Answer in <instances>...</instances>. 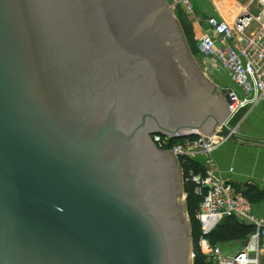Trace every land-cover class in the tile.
Instances as JSON below:
<instances>
[{
	"label": "water",
	"instance_id": "obj_1",
	"mask_svg": "<svg viewBox=\"0 0 264 264\" xmlns=\"http://www.w3.org/2000/svg\"><path fill=\"white\" fill-rule=\"evenodd\" d=\"M214 86L166 0H0V264H194L151 136L233 138Z\"/></svg>",
	"mask_w": 264,
	"mask_h": 264
},
{
	"label": "built area",
	"instance_id": "obj_2",
	"mask_svg": "<svg viewBox=\"0 0 264 264\" xmlns=\"http://www.w3.org/2000/svg\"><path fill=\"white\" fill-rule=\"evenodd\" d=\"M253 1L264 6V0ZM172 4L180 6L189 14L196 12L192 0H172ZM207 25L210 30L198 40L200 54L206 62L214 64L212 67H218L226 73L235 85L229 93L228 107L231 114L226 121L228 125L230 119L240 110L257 103L264 106V10L258 15L244 11L234 24L216 17H208ZM151 141L158 149L168 151L176 158H198L201 155H211L225 139L217 134L208 137L198 133L180 138L157 134L151 136ZM207 163H210V160H207ZM195 180L207 189L198 215L203 222L205 234L211 232L225 217L230 216L255 227V232L250 236L252 244L235 256L225 257L219 247L210 248L206 240H202L201 246L206 255L216 264H258V257H252L251 254H256L257 245L264 236V221L253 215L250 200L231 182L210 173L202 181L200 178Z\"/></svg>",
	"mask_w": 264,
	"mask_h": 264
},
{
	"label": "crops",
	"instance_id": "obj_3",
	"mask_svg": "<svg viewBox=\"0 0 264 264\" xmlns=\"http://www.w3.org/2000/svg\"><path fill=\"white\" fill-rule=\"evenodd\" d=\"M192 1L198 14V19L193 26V32L198 39L210 30L207 25L208 17H216L234 24L244 11L251 15H258L264 10L262 4L253 0ZM198 20L202 21V25ZM222 76L228 77L226 73ZM232 83L231 81V85ZM231 85L228 87L234 89V83L233 86ZM228 126L233 130L234 137L224 138L225 141L211 155H201L197 159L207 168L208 173L231 182L239 191H250V196L256 199L258 195L264 194L263 104L257 103L250 108L240 110L230 119ZM207 160H210V163H207ZM251 203L253 215L264 221V198ZM206 244L210 248L213 247L208 241ZM250 244L252 242L249 237L246 240H233L218 244L216 247L221 249L223 256L231 258ZM257 247L258 251L251 256L258 257V264H264V236Z\"/></svg>",
	"mask_w": 264,
	"mask_h": 264
},
{
	"label": "trees",
	"instance_id": "obj_4",
	"mask_svg": "<svg viewBox=\"0 0 264 264\" xmlns=\"http://www.w3.org/2000/svg\"><path fill=\"white\" fill-rule=\"evenodd\" d=\"M177 161L184 173L188 214L193 230L194 264H216L206 255L201 246L202 240L208 241L213 247L233 240H246L255 232V227L235 216H230L225 217L211 232L205 234L203 222L199 219L198 215L205 196L207 195V189L202 186L201 183L196 182L195 179L200 178L201 181L206 179L208 177L207 168L200 163L198 159L179 157ZM243 193L251 202L264 198V194L258 195L256 199H254L250 196V191Z\"/></svg>",
	"mask_w": 264,
	"mask_h": 264
},
{
	"label": "rangeland",
	"instance_id": "obj_5",
	"mask_svg": "<svg viewBox=\"0 0 264 264\" xmlns=\"http://www.w3.org/2000/svg\"><path fill=\"white\" fill-rule=\"evenodd\" d=\"M166 1L170 5L172 14L179 25L184 40L187 44L188 51L192 55V58L198 70L201 72L203 77H205L210 84L215 85L214 88H218L222 97L224 98L222 91L223 89L229 88L228 86L231 85V81H229L228 77L222 76L224 74L222 70H219L218 67H212V65L214 64H210L206 62L205 61L206 59L200 54V52L197 49L199 39L195 37V34L193 32V26L195 24L194 22H196V20L198 19L197 10L195 9L196 12L194 14H189L180 6H173L171 0H166ZM198 22L201 23L202 25L201 20H198ZM231 86H233V83ZM191 159L197 160V158L195 157H192Z\"/></svg>",
	"mask_w": 264,
	"mask_h": 264
},
{
	"label": "bare ground",
	"instance_id": "obj_6",
	"mask_svg": "<svg viewBox=\"0 0 264 264\" xmlns=\"http://www.w3.org/2000/svg\"><path fill=\"white\" fill-rule=\"evenodd\" d=\"M192 259H193V254H192Z\"/></svg>",
	"mask_w": 264,
	"mask_h": 264
}]
</instances>
